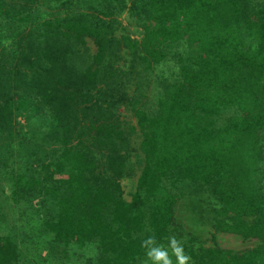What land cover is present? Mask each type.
<instances>
[{
  "label": "trees",
  "instance_id": "16d2710c",
  "mask_svg": "<svg viewBox=\"0 0 264 264\" xmlns=\"http://www.w3.org/2000/svg\"><path fill=\"white\" fill-rule=\"evenodd\" d=\"M184 186L217 203L213 232L258 242L185 233ZM33 198L53 206L50 253L81 264H136L172 236L189 264H264V0H0V218ZM19 256L0 232V264H35Z\"/></svg>",
  "mask_w": 264,
  "mask_h": 264
},
{
  "label": "rangeland",
  "instance_id": "374dc122",
  "mask_svg": "<svg viewBox=\"0 0 264 264\" xmlns=\"http://www.w3.org/2000/svg\"><path fill=\"white\" fill-rule=\"evenodd\" d=\"M117 19L122 29L132 36L139 37L140 28L128 21L125 10H122ZM119 30L120 27L118 28ZM89 51L93 50V44L86 40ZM121 62V60H120ZM174 69L173 60L166 58L160 63L156 64L152 69L154 74L168 76ZM152 91V90H151ZM120 117L127 120L129 123H134V117L128 112L125 107H120ZM19 124L28 132L29 123L33 124V120L26 123H21L22 118L17 120ZM131 140L136 143V135H130ZM130 147V146H129ZM132 148V146H131ZM130 151L128 158L133 159ZM139 165L133 163L131 174L120 179L123 196L129 198V192L132 190L136 173L138 172ZM184 193L176 201L174 207V217L183 228L185 233H190L198 238V242L203 246H212L214 243L221 247H228L232 249H243L246 247L254 246L258 241L256 238H241L238 234L229 232L214 231L212 227V218L215 215L214 210L217 203L205 193H189L187 186L182 188ZM31 206V208H29ZM6 209H9L7 215L0 218V232L10 234L17 242L20 256L19 259L35 264H81V256H78L77 251H72V247L68 250V258L64 259L55 252L50 253V249L44 242L47 235L41 236L40 220L45 216L47 211H52L53 206L41 198H33L30 203H18L11 209L6 203ZM211 234L213 239H211ZM21 237V239H20ZM38 244V248L35 246ZM164 249L168 251L172 264H178L176 255L173 254L172 248L168 245L162 244ZM157 247V246H156ZM152 264L148 260L147 255H143L136 264Z\"/></svg>",
  "mask_w": 264,
  "mask_h": 264
},
{
  "label": "clouds",
  "instance_id": "9594fccd",
  "mask_svg": "<svg viewBox=\"0 0 264 264\" xmlns=\"http://www.w3.org/2000/svg\"><path fill=\"white\" fill-rule=\"evenodd\" d=\"M169 241L172 252L177 257L178 264H189L190 257L184 254L182 243L175 236L170 237ZM152 244H155L154 236L150 237L146 242V245ZM146 255L148 260L152 261V264H172L168 251L163 246L150 247ZM145 264H147V260Z\"/></svg>",
  "mask_w": 264,
  "mask_h": 264
}]
</instances>
